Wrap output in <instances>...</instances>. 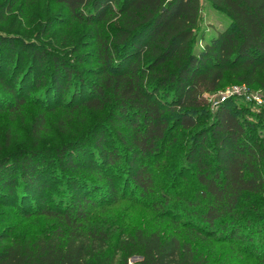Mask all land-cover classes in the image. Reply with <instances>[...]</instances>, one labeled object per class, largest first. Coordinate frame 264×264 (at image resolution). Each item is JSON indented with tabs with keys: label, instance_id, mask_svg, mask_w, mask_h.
I'll use <instances>...</instances> for the list:
<instances>
[{
	"label": "trees",
	"instance_id": "obj_1",
	"mask_svg": "<svg viewBox=\"0 0 264 264\" xmlns=\"http://www.w3.org/2000/svg\"><path fill=\"white\" fill-rule=\"evenodd\" d=\"M53 1L73 20L95 28L97 23L111 20L119 23L110 38L96 36V63L100 66L96 80L78 77L73 82L80 84V91L74 88L66 103L60 104L74 110H108L105 125L114 128L128 155V178L145 195L156 189L152 158L170 144L168 139L175 128L192 131L185 159L193 165L198 184L197 217L208 226L226 218L237 220L241 197L263 191L259 169L264 149L250 139L248 122L226 103L217 106L205 127L195 110L209 106L208 95L220 87L226 75L248 86H264V0H209L229 16L231 23L196 53L189 45L196 36L201 0ZM13 3L0 7V23ZM0 44L13 46L14 41L0 35ZM25 45L36 67L47 58L36 45ZM4 56L0 51V89L13 98L4 108L14 119L26 99L1 71ZM56 61L50 88L63 95L69 78H75L72 72L77 71L65 61ZM45 110L47 107L34 116L31 135L35 140L45 127ZM62 122L60 117L58 126ZM101 140L98 136L97 164L111 167L119 155L103 149ZM40 152L29 153L17 163L0 159V202L15 206L18 201L24 216H43L56 225L34 237L10 238L0 232V264H115L114 255L109 253L111 233L85 225L90 206L95 203L82 196L81 183L72 182L77 192L73 203L62 207L45 203L42 188L47 179L42 177ZM64 160L65 168L76 167L70 152ZM111 192L115 194L114 188ZM192 232L184 236L178 231L136 229L118 242L117 249L122 253L118 264H128V258L134 255L141 257L138 264H207L195 253L192 241L196 235Z\"/></svg>",
	"mask_w": 264,
	"mask_h": 264
},
{
	"label": "rangeland",
	"instance_id": "obj_2",
	"mask_svg": "<svg viewBox=\"0 0 264 264\" xmlns=\"http://www.w3.org/2000/svg\"><path fill=\"white\" fill-rule=\"evenodd\" d=\"M11 3L13 5L0 23V35L12 38L14 44H0V51L5 53L1 71L13 82L14 88H19L26 102L21 113L12 119L4 107L13 98L0 89V159L17 163L23 156L40 150L37 154L43 159L42 177L47 179L42 188L43 197L45 203L53 206L61 204L62 207L77 200L72 182L81 183L84 186L82 196L95 203L90 206L85 225L111 233L109 253L114 255L115 264L122 256L117 249L118 242L136 229L160 233L178 231L184 236L194 231L193 248L207 264H264V188L260 193L241 197L237 220L226 218V221L208 226L197 217L195 211L200 209V205L195 204L198 184L193 165L185 159L192 131L175 128L168 139L170 144L152 158L156 189L145 195L135 189L128 178V155L114 128L105 125L108 110H74L73 106L64 108L62 105L74 88L80 91V84L73 82L78 77L96 80L95 74L100 68L96 63V36L110 38L118 21L97 23L95 28L73 20L67 10L53 0H0V7ZM230 23L222 9L209 0H201L196 36L190 42V50L196 53L202 49L212 36L225 30ZM30 43L47 56L37 67L32 62L29 46L25 45ZM55 61H65L77 71L72 72L75 78H69L63 95H57L50 88ZM87 92L85 89L84 94ZM208 97L209 106L202 111L195 110L202 127L209 124L217 106L226 103L233 113L248 122L250 139L264 149V86H248L226 75L220 87ZM46 107V124L39 139L35 140L31 135L34 116ZM60 117L63 118L61 127L58 126ZM98 136L102 137L103 149L119 155L111 167L97 164L100 163ZM66 150L68 152L60 159ZM69 152L76 164L74 169L65 168L64 159ZM259 170L264 180V158ZM19 173L18 169L16 179ZM16 188H20L17 180ZM113 188L115 194L110 193ZM16 203L7 206L0 202V232L10 238L34 237L56 225L43 216H24V209L18 206V201ZM140 260V256L134 255L127 263L138 264Z\"/></svg>",
	"mask_w": 264,
	"mask_h": 264
}]
</instances>
